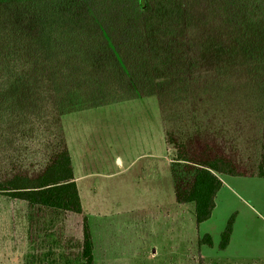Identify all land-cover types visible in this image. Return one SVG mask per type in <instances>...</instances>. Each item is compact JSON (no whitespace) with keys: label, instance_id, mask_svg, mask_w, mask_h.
I'll list each match as a JSON object with an SVG mask.
<instances>
[{"label":"trees","instance_id":"1","mask_svg":"<svg viewBox=\"0 0 264 264\" xmlns=\"http://www.w3.org/2000/svg\"><path fill=\"white\" fill-rule=\"evenodd\" d=\"M263 30L264 0H0V122L23 139V120L36 136L46 128L50 154L0 177V191L27 202L30 229L82 214L63 115L155 94L176 200L207 221L220 175L264 177ZM81 247L95 264L85 216Z\"/></svg>","mask_w":264,"mask_h":264},{"label":"rangeland","instance_id":"2","mask_svg":"<svg viewBox=\"0 0 264 264\" xmlns=\"http://www.w3.org/2000/svg\"><path fill=\"white\" fill-rule=\"evenodd\" d=\"M262 34L264 48V30ZM3 109L0 99V121ZM62 121L98 259L105 251L111 264H167L166 259L179 260L181 255L161 254L148 262L150 257L134 252L171 247L183 250L184 264H205L198 254L264 264V177L220 175L226 186L218 193L211 218L198 224L191 203L180 215L168 201H175L170 170L175 150L166 144L155 94L75 111ZM24 124L26 145L20 135H9V123L2 127L0 122V177L32 174L50 155L44 148L46 128L36 136ZM160 201L165 204L159 206ZM51 217L40 229H30L27 202L0 191V264H80L83 215ZM232 217L234 235L223 251L221 233ZM104 226L107 231L100 229ZM207 233L212 247L202 243Z\"/></svg>","mask_w":264,"mask_h":264},{"label":"crops","instance_id":"3","mask_svg":"<svg viewBox=\"0 0 264 264\" xmlns=\"http://www.w3.org/2000/svg\"><path fill=\"white\" fill-rule=\"evenodd\" d=\"M81 111H83V110H81ZM71 113H73V112H71ZM67 114H70V113H67ZM67 114H65V115H67ZM118 161L121 163V158H118ZM171 177H172V173H171ZM75 178H76L77 185H78V188H79V194H80L82 208H83V213L81 215H83V217L84 216L87 217L86 214H85V208H84L85 206H84L83 197L81 195V188H80L81 186H80V182H79V177L76 174H75ZM221 180L223 181V186L222 187H225L226 185H225L224 180L223 179H221ZM172 182H173L172 183L173 184V193H174V197H175V187H174L173 177H172ZM156 186L159 187L158 186V183L156 184ZM84 187H88V185L84 184ZM162 187H163V185H162ZM217 196H218V194H217ZM168 201L172 205H174L173 207L179 208V211H180L179 214L182 215V216L184 215L185 208H188L186 206L188 204H190V203H185V204L178 203L177 200H176V197H175V201H173V200L172 201L168 200ZM162 204H165V203H163L162 201H160L159 202V206H161ZM191 204H194V203H191ZM216 204H217V198H216ZM93 208L95 209L94 210L95 213H97L100 217H103L104 214L102 212H100L95 205H93ZM192 210L194 212V216H195V219H196L195 204H194V208ZM89 221H91L90 218L88 219V222ZM82 229H83V227H82ZM100 229H102L104 231H107V227L106 226H104V227H102ZM233 232H234V229H233ZM207 234H209V233H207ZM209 235L211 236V234H209ZM233 235H234V233H232V235H231L230 242L232 241ZM92 237H93V242H94V236L92 235ZM212 241H213V238H212ZM228 246H229V244H228ZM94 247H95V242H94ZM227 247L224 248L223 251H226L225 249H227ZM81 252H82V247H81ZM81 252H80V256H79L80 257L79 258V263L80 264H82ZM161 254H164L166 256L181 255V258L179 260H178V258H176L175 261H172V259L171 260L166 259L165 261H166L167 264H184V259H183L184 254H183V250L182 249H181V251H178V249H172L170 247L169 250H166V249L161 250V249H158V248L153 247V249H150L148 251L143 250V251H135L134 252V255L135 256H141V255H144L145 256L146 255V256L150 257L149 260L147 259L148 262L149 261H152V259L157 258L158 256H161ZM96 255H97V253H96ZM107 255H109V252L102 251L101 253H99V259H98L95 256V252H94L95 264H111L110 259H108V257H106ZM198 255H199V259L198 260H200V258L203 259L204 262H205V264H244V263L239 262V261L236 262L235 260H232L231 258H229L227 256H218L220 258H217V257H214L215 255L212 256L211 254L208 255V256H206V255L204 256V254H201V255L198 254ZM165 261H163V262H165ZM143 263H146V262L145 261L143 262L142 260H140V261L137 260V262L135 264H143ZM255 264H257V263H255Z\"/></svg>","mask_w":264,"mask_h":264}]
</instances>
